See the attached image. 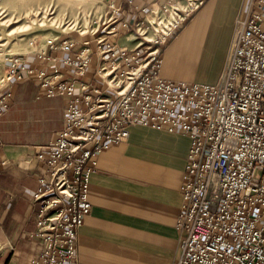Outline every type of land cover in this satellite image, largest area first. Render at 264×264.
Wrapping results in <instances>:
<instances>
[{
  "label": "built area",
  "instance_id": "2783aa9c",
  "mask_svg": "<svg viewBox=\"0 0 264 264\" xmlns=\"http://www.w3.org/2000/svg\"><path fill=\"white\" fill-rule=\"evenodd\" d=\"M106 4L88 39L50 38L34 52L35 65L28 61L32 53L9 60L0 117L11 88L25 80H35L46 97L66 98L63 128L37 156L40 252L30 264H79L98 158L127 142L136 126L193 140L181 187L177 264H264V0H251L237 18L226 66L213 85L162 76V49L177 23L164 38L147 39L157 11L132 28L133 13ZM178 11L187 17V9ZM88 74L99 83L87 81Z\"/></svg>",
  "mask_w": 264,
  "mask_h": 264
},
{
  "label": "crops",
  "instance_id": "0c3cea01",
  "mask_svg": "<svg viewBox=\"0 0 264 264\" xmlns=\"http://www.w3.org/2000/svg\"><path fill=\"white\" fill-rule=\"evenodd\" d=\"M105 1H115L133 13L131 26L135 28L145 16L175 7L182 0ZM250 1L203 0L179 20L176 9L173 19L164 24V36L176 23L178 26L162 51V76L174 81L218 83L236 20L246 15ZM28 61L39 63L35 55ZM85 79L99 83L92 74ZM20 84L38 87L33 79L17 87ZM28 96L32 117L41 119L40 131L47 129L48 117L55 111L57 115L60 111V120L49 137L36 139L33 135L30 141L16 142L8 140L1 129L11 123L14 113L9 111L0 120V264H30L40 252L34 236L38 207L33 199L43 176L37 156L64 125L65 97L50 99L39 88ZM192 145L185 133L136 126L127 142L113 145L99 156L90 185L92 210L79 232V264H177L181 187Z\"/></svg>",
  "mask_w": 264,
  "mask_h": 264
},
{
  "label": "rangeland",
  "instance_id": "374dc122",
  "mask_svg": "<svg viewBox=\"0 0 264 264\" xmlns=\"http://www.w3.org/2000/svg\"><path fill=\"white\" fill-rule=\"evenodd\" d=\"M197 3L195 0H182L177 6L169 7L171 13L167 14L157 9L160 18L157 17L151 22L152 28L145 34L147 39H156L159 36L164 38V24L173 19L175 10H190ZM39 8L44 9L43 12L40 15L35 14ZM29 10L34 12L25 13ZM106 12L105 0H0V93L10 88L7 85L10 59L25 57L28 53L34 55V52L45 48L48 39L56 36L86 40L98 28ZM177 12L179 14V11ZM10 17L12 20L9 21ZM176 18L179 20L181 16L177 15ZM160 20H163V24L157 26ZM157 28L160 30L157 31ZM172 36L174 34L170 37ZM170 37H167L164 46L168 44ZM132 38L131 36L129 39ZM17 85L11 88L13 99L0 117V120L3 119L9 111L14 113L10 118L11 123L1 126V129L6 131L7 139L16 142L30 141L33 135H36V139L40 136L49 137L60 120V111L58 115L56 111L49 115L47 129L40 131L41 119L38 116L32 117L31 104L26 99L28 94L38 91L39 87L30 84H20V87ZM32 118L36 119L37 125L34 127ZM35 129L38 131H34Z\"/></svg>",
  "mask_w": 264,
  "mask_h": 264
},
{
  "label": "bare ground",
  "instance_id": "6f19581e",
  "mask_svg": "<svg viewBox=\"0 0 264 264\" xmlns=\"http://www.w3.org/2000/svg\"><path fill=\"white\" fill-rule=\"evenodd\" d=\"M43 10H44V9L39 8L38 10H36V13H35V14H39V15H40V14L43 12ZM32 12H34V11H33V10H29V11H27V12L25 11V13H30V14H31ZM4 13H5V12H2V14H4ZM6 17H7V15H6ZM10 20H12V17L9 18V21H10Z\"/></svg>",
  "mask_w": 264,
  "mask_h": 264
}]
</instances>
